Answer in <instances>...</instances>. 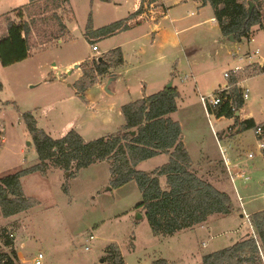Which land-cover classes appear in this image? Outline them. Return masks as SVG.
<instances>
[{
	"label": "rangeland",
	"instance_id": "rangeland-1",
	"mask_svg": "<svg viewBox=\"0 0 264 264\" xmlns=\"http://www.w3.org/2000/svg\"><path fill=\"white\" fill-rule=\"evenodd\" d=\"M136 1L69 0L59 10L67 26L64 32L52 18V0L47 10H39L30 56L9 66L0 62V135L6 139L0 138V177L38 162L24 113L32 112L38 127L55 138L75 130L92 140L122 128L124 105L172 83L181 95L177 111L170 116L182 125L192 169L227 192L235 211L210 216L207 222L172 236H155L145 210L138 208L142 194L136 181L112 187V160L79 171L51 166L47 173L22 177L24 194L34 200L25 211L4 216L0 204V252L11 251L4 240L13 231V248L22 254L16 264H36L39 253L43 254L41 264H110V245L120 250L125 264H152L158 259L169 264H202L204 254L254 233L246 214L264 208V150L258 148L259 137L254 128L235 132V119L210 112L200 97L215 96L230 84L233 77L224 75L230 72L238 88L250 90L239 118L251 115L257 124L264 122V72L255 63L264 59V27L256 26L249 39L225 40L212 7L199 0H157L153 7L142 5L145 16L130 19ZM261 3L264 12V0ZM6 5H0V12L10 10ZM9 13L16 18V12ZM44 17L49 18L47 23ZM124 19H130L131 25L124 31L91 42L86 36L90 26L98 29ZM93 44L99 51H93ZM116 48L123 52V64L97 77L98 59L114 60L116 53L107 52ZM77 63L80 68L68 74V66ZM238 66L243 69L236 73ZM113 73L117 78H110ZM80 77L97 80L84 96L75 89ZM220 145L247 171L248 180L232 182ZM250 152L255 153L252 159ZM168 160V154H160L137 168L152 171ZM160 179L166 189V177Z\"/></svg>",
	"mask_w": 264,
	"mask_h": 264
},
{
	"label": "trees",
	"instance_id": "trees-1",
	"mask_svg": "<svg viewBox=\"0 0 264 264\" xmlns=\"http://www.w3.org/2000/svg\"><path fill=\"white\" fill-rule=\"evenodd\" d=\"M48 1L45 8L42 3ZM157 0H141L154 3ZM203 6L210 5L214 11L224 39L234 41L249 39L254 28L264 27L262 0H199ZM49 0H29L28 3L14 9L16 18L11 13L2 14L4 27L0 28V62L4 66L27 59L31 54L30 37L38 26L37 14L50 7ZM54 14L52 18L66 31V24L59 10L69 4V0H52ZM142 5L131 14L130 19L142 12ZM40 10V11H39ZM47 19L42 21L47 23ZM112 22L98 29L90 26L86 33L90 42L92 38H106L130 27L129 20ZM107 53H116L111 61L102 56L97 61V77L110 73L112 68L123 64L124 57L120 48ZM106 53V54H107ZM104 54V55H106ZM264 72V69L262 70ZM111 74V73H110ZM230 80L231 102L227 100L217 108H209L218 117L227 116L235 119L241 130L262 127L253 118L240 119L236 116L245 102L238 80ZM112 79L116 74H112ZM95 78H79L75 82L77 94L84 96L86 89L96 83ZM179 91L176 87H166L156 93L140 98L123 106L125 124L115 133L92 140H85L82 135L70 130L59 138L53 137L46 130L39 128L32 112L23 117L33 136L38 162L18 171L0 177V204L4 216H11L25 211L34 200L26 197L22 186V177L34 173H47L51 166L75 171L87 168L98 162L112 160V187H121L136 181L142 201L138 208L145 210V215L152 226L155 236L167 237L177 232L192 228L208 221L213 215H229L235 211L231 196L217 189L192 169V157L183 141V129L179 121L170 115L177 111ZM235 106L236 110H233ZM135 130L136 134L132 135ZM160 154H168L169 160L152 171L137 168L139 163ZM161 176L167 179V188L161 184ZM250 224L254 233L246 234L234 244L204 254L202 264H260V248L264 252V208L250 214ZM10 252H0V264H16L18 252L13 248V239L4 240ZM110 264H125L120 250L110 245L107 248ZM117 259V261H116ZM152 264H169L165 259H158Z\"/></svg>",
	"mask_w": 264,
	"mask_h": 264
},
{
	"label": "built area",
	"instance_id": "built-area-1",
	"mask_svg": "<svg viewBox=\"0 0 264 264\" xmlns=\"http://www.w3.org/2000/svg\"><path fill=\"white\" fill-rule=\"evenodd\" d=\"M183 1H185V0H183ZM92 49H93V51H99V47H98L97 44H93L92 45ZM255 54H259V50H256ZM251 57H252V55L250 56V58ZM255 63H258V65H260V68L262 70L264 69V59L261 60V61H257ZM242 69H243L242 67L238 66L237 69H235L234 72L238 73ZM224 75H225L226 78H230V76H231L230 72H225ZM231 86H232L231 84L224 85V87H221L217 91L215 96L201 95V97H200L201 101L204 103V105H206L207 109H209V108H212V109L217 108L220 105H222L223 103H225L227 100H230V102H231V95H230ZM241 89H242L243 98L244 99L249 98L250 97V90L248 88H244V89L241 88ZM233 110H236L235 106H233ZM240 110H237V112L240 111ZM255 131H256V135L259 137L258 148L260 150H264V130H263L262 127H258L257 130H255ZM0 138L2 139V142H5L4 135L1 134ZM220 150H221L223 162H224V164L226 166V169L228 171L229 177L232 180V182L234 183L236 179L248 180L250 177L247 174V171L244 168L238 166L234 162L233 158L230 157L228 150L225 147H222L221 145H220ZM254 157H255V153L254 152H250L248 154V158L252 159ZM239 199L242 201L241 197H239ZM246 216H247L248 221L250 223V219H249L250 215L246 214ZM8 235H9V237H14L15 234H14L13 231H9ZM93 237L94 236L91 235L90 238L92 239ZM203 245L206 246L207 243L204 242ZM260 256H261V259H262V262L260 264H264V252H263V250L261 248H260ZM42 257H43V254L39 253V257L36 260V264H41L40 259H42Z\"/></svg>",
	"mask_w": 264,
	"mask_h": 264
},
{
	"label": "crops",
	"instance_id": "crops-1",
	"mask_svg": "<svg viewBox=\"0 0 264 264\" xmlns=\"http://www.w3.org/2000/svg\"><path fill=\"white\" fill-rule=\"evenodd\" d=\"M4 2H7L8 3V5H6V6H9V7H7V8H10V10H6L5 9V11H1L0 12V16L2 15V14H5V13H8V12H11V11H13L14 9H16V8H18V7H20V6H22V2L20 1V0H0V5H2ZM21 2V3H20ZM29 2V0H26V3H28ZM160 2H161V0H160ZM25 3V4H26ZM156 3V2H155ZM155 3H148V2H145L144 3V8H146L148 5L150 6V7H153L154 6V4ZM201 3V2H200ZM202 4V3H201ZM24 5V4H23ZM142 4H141V0H137L136 1V4H135V10H134V12L141 6ZM208 6V5H207ZM0 8H2V7H0ZM1 10H4V9H1ZM151 13L152 12H155L156 11V9L155 10H149ZM133 12V13H134ZM163 12V10H161L160 12H158V13H162ZM145 14L146 13H141L139 16H145ZM191 15H194V12H191L190 13ZM151 15V14H150ZM167 15H168V13H167ZM138 16V15H137ZM136 17V16H135ZM213 18H214V16H213ZM215 19V18H214ZM215 21L217 22V20L215 19ZM219 25V24H218ZM131 26V25H130ZM2 28V27H1ZM259 28V27H258ZM260 29V28H259ZM255 28H254V32H255ZM249 56H251V55H249ZM255 62H257V61H255ZM73 64H70L69 66H68V68L70 69V68H73ZM110 78H111V76H110ZM116 78H117V75H116ZM172 86H173V84H172ZM238 86H239V84H238ZM174 87V86H173ZM166 88V87H165ZM164 89V88H163ZM160 90H162V89H160ZM159 90V91H160ZM179 91V90H178ZM148 95H150V94H145L143 97H145V96H148ZM180 92H179V97L178 98H180ZM143 97H141V98H143ZM177 98V99H178ZM241 113V112H240ZM249 118H253L251 115H245V116H243V119H249ZM254 119V118H253ZM5 137V136H4ZM5 141H6V139H5ZM169 156V155H168ZM25 177V176H24ZM17 252H18V257L22 260V254H21V252L19 251V250H17Z\"/></svg>",
	"mask_w": 264,
	"mask_h": 264
},
{
	"label": "water",
	"instance_id": "water-1",
	"mask_svg": "<svg viewBox=\"0 0 264 264\" xmlns=\"http://www.w3.org/2000/svg\"><path fill=\"white\" fill-rule=\"evenodd\" d=\"M230 40L234 41V38H233V37H230ZM101 58H102V57H100L98 60H101ZM80 66H81L80 63L75 64V65L73 66V68H71L70 70H68V74H71V73L73 72L74 69L80 68ZM170 87H172V83H170V84L168 85V88H170ZM240 115H241V113H240V111H238V112L236 113V116H237V117H240ZM240 130H241V126L238 125L237 129L235 130V132H239ZM135 134H136V131L133 130V131H132V135H135ZM108 189H111V187H109ZM139 215H140V218L143 217L142 214L139 213ZM241 216L243 217L244 215L241 214Z\"/></svg>",
	"mask_w": 264,
	"mask_h": 264
}]
</instances>
